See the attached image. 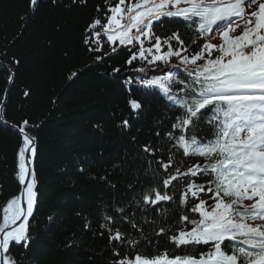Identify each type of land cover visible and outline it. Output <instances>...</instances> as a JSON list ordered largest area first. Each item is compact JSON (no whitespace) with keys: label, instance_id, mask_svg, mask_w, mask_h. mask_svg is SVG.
Segmentation results:
<instances>
[{"label":"snow or ice","instance_id":"6c2138e0","mask_svg":"<svg viewBox=\"0 0 264 264\" xmlns=\"http://www.w3.org/2000/svg\"><path fill=\"white\" fill-rule=\"evenodd\" d=\"M39 3L29 0L33 14ZM71 3L87 6V0ZM96 13L84 44L102 53L97 61L109 55L106 45L127 48L125 63L142 75L128 76L125 87L158 95L171 125L156 121L155 140L136 145L142 172L129 184L133 200L97 210L108 264H264V0H104ZM30 19L20 18L25 27ZM128 105L137 114L143 108L133 98ZM5 115L0 124L7 125ZM12 127L22 139L15 174L21 188L0 210V264H35L27 257L38 202L29 168L35 137L29 119ZM117 127L126 132L131 123L122 119ZM84 227L91 230L92 222ZM161 238L171 245L163 252ZM147 246L155 254L145 255ZM13 247L24 249L19 258Z\"/></svg>","mask_w":264,"mask_h":264},{"label":"trees","instance_id":"16d2710c","mask_svg":"<svg viewBox=\"0 0 264 264\" xmlns=\"http://www.w3.org/2000/svg\"><path fill=\"white\" fill-rule=\"evenodd\" d=\"M28 3L0 0V101L5 100L11 70L14 82L6 98L5 119L12 125L29 119V134L37 142L33 170L38 202L30 218L33 239L28 261L108 264L109 242L96 231L97 210L133 200L129 184L136 182L138 170L142 172L136 145L155 140L158 120L170 129V113L158 95L135 85L130 86V94L125 87L128 76L142 75L132 73L125 63L127 48L117 47L118 42L106 45L109 55L97 61L102 53L90 52L84 44V30L104 0H87V6L73 5L71 0L56 4L40 0L34 14ZM26 15L31 19L25 27L20 18ZM112 47L117 51L112 52ZM114 68L122 72L113 74ZM25 90L30 92L27 97ZM130 98L142 103L138 114L130 109ZM122 119L130 121V130L117 127ZM21 145V137L0 124V210L20 192L15 174ZM139 179H144L142 174ZM89 221L91 230L84 227ZM168 246L161 238L158 251ZM11 251L19 258L24 249ZM144 254H155L153 247L147 246Z\"/></svg>","mask_w":264,"mask_h":264},{"label":"water","instance_id":"95a60500","mask_svg":"<svg viewBox=\"0 0 264 264\" xmlns=\"http://www.w3.org/2000/svg\"><path fill=\"white\" fill-rule=\"evenodd\" d=\"M7 126L12 130L14 131L15 133H17L16 129L14 127H12V125H9L7 124ZM18 134V133H17ZM34 144L36 146V141H34ZM27 156L31 157V153H26ZM32 159V163H33V160H34V157H31ZM32 163L29 165V168L32 170Z\"/></svg>","mask_w":264,"mask_h":264}]
</instances>
